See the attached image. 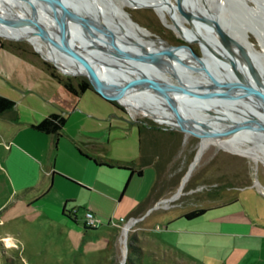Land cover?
Listing matches in <instances>:
<instances>
[{
    "label": "rangeland",
    "instance_id": "374dc122",
    "mask_svg": "<svg viewBox=\"0 0 264 264\" xmlns=\"http://www.w3.org/2000/svg\"><path fill=\"white\" fill-rule=\"evenodd\" d=\"M64 1L70 8L75 7L92 15L88 20L90 23H87L93 26L97 21V34L107 38L114 34L121 35L132 49L143 48L142 43L134 37L113 32L119 23L114 4L122 0ZM171 1L174 7L178 6L177 0ZM202 3L206 6L202 10L204 13L218 10V26L222 30H229L231 39L243 47L245 55L247 48L255 50L254 56H246L247 72L257 82L249 85L264 89L261 79L264 78V11L249 0H202ZM246 4L254 7L249 8ZM94 5L99 9L93 11ZM125 11L133 22L149 31L150 40L155 44L162 41L166 47L187 50L186 56L175 58V68L168 65L169 61L165 63L167 70L163 68V71L167 78H171V86L181 88L184 87L182 84L188 86L187 82H195L193 76L199 74L200 70L190 69L183 62L204 55L199 38L191 40L180 35L172 27L179 29L168 15L165 21L150 7H125ZM178 13L182 14L183 11L178 10ZM189 15L193 17L191 12ZM97 17H101L104 23L102 28ZM187 20L188 23L182 26L191 30L193 27L189 22L192 19L187 16ZM38 21L55 30L52 27L57 23L56 19L38 17ZM0 45L13 54L12 59L20 58V54L9 46L13 49L15 45L21 46L26 50V53L22 51L25 54H21L22 58L47 62L57 76L63 80L69 79L74 86L86 78L83 75L64 74L26 40H8L0 36ZM146 51L156 54L152 47ZM0 57L3 60L8 58L5 52L3 55L0 53ZM145 66L162 65L156 60ZM255 71L257 75H254ZM93 87L113 98L106 87L94 84ZM107 105L115 106L109 102ZM187 106L184 109L193 112V116L205 125L216 126L220 123L213 116L204 118L201 112H205V109ZM121 107L127 123L142 127L143 157L150 159L156 170L150 205L136 218L133 210L135 204L128 198L119 204L118 199L109 201L94 192L76 188V198L65 203V212L71 219L63 214L64 200L58 203L54 201V190L44 198L31 202V194L20 192L10 195L3 173H0V264H264V163L209 144L183 185V178L202 140L171 129L169 125L149 116L132 114L126 106ZM234 112L238 120L245 118L236 109ZM263 135L257 136L258 142L260 139L264 141ZM259 149L264 153V147L259 146ZM179 190L178 198L165 202ZM234 200L238 202L223 209L207 211L199 218L187 220L183 217L192 210ZM86 211L92 212L102 222L100 228H84ZM6 240L14 246L7 247Z\"/></svg>",
    "mask_w": 264,
    "mask_h": 264
},
{
    "label": "crops",
    "instance_id": "0c3cea01",
    "mask_svg": "<svg viewBox=\"0 0 264 264\" xmlns=\"http://www.w3.org/2000/svg\"><path fill=\"white\" fill-rule=\"evenodd\" d=\"M9 47L20 54L12 59L0 45V53L8 56L0 57V96L14 102L13 110L0 114V173L10 195L31 194L33 202L54 190V201L64 200L63 210L76 198L77 188L119 204L128 198L139 217L150 205L156 179L153 162H141L140 126L127 123L122 109L109 107L95 91L70 94L50 76L43 60L22 58L26 52ZM52 114L65 118L59 135L32 127ZM117 170L122 172H113Z\"/></svg>",
    "mask_w": 264,
    "mask_h": 264
},
{
    "label": "bare ground",
    "instance_id": "6f19581e",
    "mask_svg": "<svg viewBox=\"0 0 264 264\" xmlns=\"http://www.w3.org/2000/svg\"><path fill=\"white\" fill-rule=\"evenodd\" d=\"M189 1L190 8L193 10L194 16L197 15L201 19L206 18L209 19L212 22L216 23V18L218 15V10L212 9L210 12L204 13L202 10H205L206 7L203 5L202 0H187ZM252 2V5H254L256 8H259L260 10L264 11V0L261 1H255L249 0ZM113 2V1H112ZM179 2V0H178ZM199 2V4H198ZM71 4V2H69ZM85 3V2H84ZM114 4V3H113ZM180 4V3H179ZM114 10H116V13L118 15L119 23L116 27H118L121 31H124L123 34L126 36H132L135 38L136 41H139V43H142V46L145 50L148 48L155 49L156 52L160 53V57L163 60H167L168 65L170 67L175 68V58H178L180 55L186 56L187 50H175L170 49L167 50V52L162 51L165 49L166 44L162 41H159V44H155V42L150 40L151 34L149 31L144 29L143 27L139 26L135 22L131 20L127 12L125 11V7L129 8H135L138 6H146L152 8L162 19L167 21V11L172 13L176 21L184 25L188 23L187 20V14L185 12V9L180 4V10L183 11V14H179L176 7L172 6L170 0H122L119 4H114ZM223 6V4H220ZM247 5V4H246ZM247 5L249 8H253L254 6ZM93 11L99 9L96 5H94ZM27 5L23 2H20L19 0H0V10L3 14L15 17L22 18L26 21H32L30 17L26 15ZM13 10L17 11V14L15 12L12 14ZM115 12V11H114ZM36 18L40 15L36 16ZM42 17V16H41ZM44 18H48L47 15L43 16ZM34 18V17H33ZM35 18V19H36ZM38 19V18H37ZM36 19V20H37ZM96 20L100 21V25H104V23L101 21V17H97ZM93 26L89 25L95 30V26L98 25L97 21H94ZM103 23V24H102ZM189 24L192 25V31L189 35V33H186L185 30H181L175 28L177 32L182 35L186 36L187 39L196 40V38L200 40V43L203 44L205 51L204 55L200 58L194 59H188L185 62H183V65L188 66L190 69L193 70H200L199 74H195L193 78L195 79V82H187V87H173L169 83L171 81V78H167V75H164L163 78L167 80L169 84L167 86H170L171 88L178 89L180 91H184L186 94H188V100L186 103H188L192 108L195 107H206L205 112H201V114L204 116V118H217V121L220 123L216 126H211L210 129H227V128H234L241 124H246L245 128L237 129V130H231L225 135L216 137V138H205L201 141L200 148L196 154L195 161L193 165L191 166L189 172H186L184 178H183V185L187 181L190 172L195 167V165L198 163L199 158L203 152V150L209 145H217L223 150L234 152L239 155H243L248 158H252L255 161H261L264 163V153L260 152L259 146L261 148L264 147V141L260 139V142H258V137L262 136L264 133V125H260L258 122L264 120V105L257 104L252 101H248L245 98L238 97L236 94V91L233 86V77L229 73V67L227 62H225L227 59L232 61L233 71H235V74L238 76V83L243 88L245 92L248 94L255 93V94H264V89L262 87H252L249 85V83L253 82L257 84L255 77L253 78L251 75L248 74L247 70V64L244 65L243 63V56L240 52H232L231 48H227L223 42L221 41L219 35L217 32L213 29L212 26L207 24L206 22H203L202 20H195L192 18V21L190 20ZM175 25V24H174ZM126 27V31L124 30ZM124 29H123V28ZM56 31L59 30V27L57 24H55L54 27H52ZM173 29V30H174ZM204 31H203V30ZM179 30V31H178ZM224 33V36L229 40V42L238 47L241 48L243 51V47L239 44H236L233 39H231V33L229 30L224 29L222 30ZM119 33V32H117ZM120 34V33H119ZM130 34V35H129ZM113 35V34H112ZM0 36H6L11 38H20L23 40L28 41L31 43V45L40 53H42L43 57L47 60L55 63L57 67L67 75H79L80 72H82V65L80 61L72 55L69 49L65 47L63 43H56L54 41L50 40H43L40 37H38L36 34L29 33L28 31L22 29L20 26L17 25H9L5 23H0ZM181 36V37H182ZM103 35H99V37H93L87 33V37L82 39V43L86 44V42H96L99 43V40L103 41H109V38L105 37ZM113 37H115L116 41H123L124 38L121 35L114 34ZM159 40V39H158ZM102 42V41H100ZM237 42V41H236ZM247 44V42H245ZM245 44V45H246ZM248 45V44H247ZM246 45V47H248ZM125 46L132 51H138L136 48L135 50L132 49V47L129 44H125ZM168 48V47H166ZM256 48V47H255ZM257 51V50H256ZM141 52V51H140ZM258 52V51H257ZM255 50L248 49L246 50V56L247 58H251L255 54ZM259 54V53H258ZM106 56H109V54H105ZM117 58V57H116ZM157 58V57H156ZM119 59V58H118ZM155 58L147 60V64H153L152 62ZM120 67H115L117 72H121L122 75L126 74V69L121 68L122 65H124V62L120 60L118 62ZM168 66V67H169ZM153 66H147V68L144 69V72L149 70L148 68H152ZM256 68V67H254ZM153 70V69H151ZM254 71V70H253ZM257 71V70H256ZM254 73V75L258 74V72ZM126 77H129V75H124ZM261 77V76H260ZM261 79L264 81V78L261 77ZM246 84V87H245ZM209 90L212 92L210 93H200L199 95L197 93L198 91L203 90ZM113 94L115 97L124 104L127 109L132 114H142L143 116H149L155 121L161 123V124H172L174 126H178L173 114L167 110L163 103L160 96H157L151 92H144L138 90V93H122L119 90L112 89ZM215 94V96L213 95ZM193 95V96H192ZM197 95V96H194ZM173 99L181 105V108H184V101L176 96H172ZM151 100V101H149ZM186 106V105H185ZM213 106L212 110L209 108ZM188 107V106H186ZM235 109L240 112V115L245 117L244 119L238 120L235 113ZM184 110V109H183ZM252 112V113H249ZM243 113V114H241ZM187 118L193 125V118H195L193 115L194 113L189 111L186 113ZM201 115V116H202ZM221 118V119H219ZM247 120V121H245ZM253 122H257L255 124H252ZM224 123V125H223ZM200 128L199 126H196ZM261 131V132H260ZM258 136V137H257ZM264 136V135H263ZM264 138V137H262ZM259 149V150H258ZM264 151V149H263ZM181 183V185H182ZM258 183V182H257ZM256 183V184H257ZM179 187L181 190L182 187ZM182 185V186H183ZM258 185V184H257ZM180 190L176 192L172 197L167 199V201L174 200L179 197ZM7 241V240H6ZM5 241V242H6ZM14 246L13 243L7 241V247Z\"/></svg>",
    "mask_w": 264,
    "mask_h": 264
},
{
    "label": "water",
    "instance_id": "95a60500",
    "mask_svg": "<svg viewBox=\"0 0 264 264\" xmlns=\"http://www.w3.org/2000/svg\"><path fill=\"white\" fill-rule=\"evenodd\" d=\"M19 1L27 5L28 9L26 10V15L33 20L28 22L22 18L18 19L14 15L8 16L3 14L0 10V23L17 25L20 26L22 29L28 31L29 33L36 34L38 37H40L43 40L48 39L50 41H54L59 44L63 43L65 47L70 50L72 55L80 61L83 71L80 72L79 75L85 76L94 85H100L106 87L112 94L114 100L119 105L125 107V105L122 104L115 97V95L112 92V89L119 90L122 93H138L137 92L138 90L144 92L145 91L151 92L163 98L162 103L164 107L173 114L178 126L167 124L170 126L171 129H176L186 134L196 136L201 140L205 138H216L227 134L231 130H237L246 127V124H241L237 127L234 128L230 127L223 130L210 129L211 126L205 125L202 121L196 118L193 119L194 124L192 125L189 119L187 118L186 115L187 110L184 109L185 105L186 106L189 105L188 103H186L188 100V94H186L184 91H180L178 89H174L171 88L170 86H167V80L163 78V76L165 75L163 68L167 70V66L165 64L167 63V60H163L159 58L160 53L157 52L156 54L149 53L144 48H140V49L137 48L139 52L137 51L134 52L132 50H129L125 46V44H127L126 42L116 41L115 38L110 36H108L109 41L99 40L98 41L99 43L88 41L86 42V44H83L81 41L82 39L87 37V33H89V35L93 37H97V38L99 37V34L93 31L94 29L90 27L88 24H86V22H88V20L92 18V15L81 12L78 8L75 7L70 8L69 4H67L64 0H19ZM179 3L185 9V12L190 19L194 18L197 21L202 20L203 22H206L207 24L212 26L213 29L219 35L221 41L225 43L228 47H230L234 52L236 53L240 52L243 56L244 65L248 64L244 52L241 50V48H238L229 42V40L224 36V33L222 29L218 26L217 22L216 23L212 22L206 18L201 19L197 15L194 16L193 10L190 8L189 1L179 0ZM14 12L15 14H17L16 10H13L12 14ZM189 12L193 14V17L189 15ZM166 13L180 30L181 29L187 30L189 34L191 33L192 29L190 30L184 28L181 24H179L176 21L172 13L168 11ZM34 15L36 16L40 15V17L47 15L48 18L56 19L57 21L56 24L58 25L59 30L58 31L50 30L49 28L45 27L43 24L39 23L37 19L38 17L36 18ZM2 37L8 40H23L14 37L13 38L6 36H2ZM200 44L202 46L203 51H205L203 44L202 43ZM170 49L180 50L183 48L168 47L162 51L167 52V50ZM40 54L43 57L42 53ZM105 54H109V56H106ZM153 58L155 59L152 62H156L157 60V62L162 66L148 68L149 70H147V72L146 71L144 72V69L147 68L145 66L147 60ZM44 59L47 60L46 58ZM120 60L124 62V65H122L121 68L126 69L125 72L126 74L124 75H129V77L122 75L120 71L117 72L115 67H120V65L118 64ZM226 62L228 63L229 71L231 72V75L233 77V86L237 96L241 98H245L248 101H252L257 104L264 105V94H255V93L248 94L247 92H245L238 83V76L235 74V71H233L232 61L227 59ZM55 66L57 65L55 64ZM182 85L184 87H187L186 84H182ZM203 92L212 94L211 91L206 89L198 92L195 91L193 93L194 94L197 93L199 95L200 93ZM213 95L215 96V94ZM172 96L181 98L184 101V108H181V105L176 103V101L173 99ZM200 108L205 109L206 107H200ZM210 108H214V107L211 106ZM259 124L264 125V120L259 121ZM196 126H199L200 128ZM194 161L189 166L187 172H189Z\"/></svg>",
    "mask_w": 264,
    "mask_h": 264
},
{
    "label": "trees",
    "instance_id": "16d2710c",
    "mask_svg": "<svg viewBox=\"0 0 264 264\" xmlns=\"http://www.w3.org/2000/svg\"><path fill=\"white\" fill-rule=\"evenodd\" d=\"M15 50H19V51H23L25 52L26 50L24 48H22L21 46L15 45ZM44 66L45 68L49 71L50 76L53 77L54 79H56L62 86L63 88L69 92L70 94H73L75 96L80 95L81 93L87 91V90H92L97 92L101 97H103V99H105L106 101H108L109 103L115 105L116 107L123 109L120 105L117 104V102L113 99L108 97L107 95H105L102 92H99L98 90H96L93 87V84L88 80V79H81L76 86H74L70 80L66 79L63 80L61 79L59 76H57L55 74L54 68L52 66H50L47 62H44ZM14 108V102L1 97L0 96V114L8 112L13 110ZM65 124V118L63 116H59V115H55L52 114L46 118H44L42 121H40L39 123L33 125L32 127L34 129H36L39 132L45 133V134H51V135H59L60 131L62 130L63 126ZM140 129V133L142 135V127L139 128ZM141 144H142V140H141ZM142 146V145H141ZM141 162L143 164H147L150 165L152 163V161L150 159H147L146 157H143V153H142V147H141ZM119 169H125V170H129L131 172H134L135 170H133L132 168L126 167V166H118ZM137 173H141L140 171H137ZM153 191V188H152ZM207 211V209L204 208H200V209H195L192 210L186 214L183 215V217L187 220H192V219H196L200 216H202L205 212ZM63 214L67 215L69 218H71V216L69 214H66L65 209H63ZM73 219V218H71ZM84 228L87 230H96L93 228H89L87 226L84 225ZM131 251L133 250L132 247H130ZM130 258H129V262H130Z\"/></svg>",
    "mask_w": 264,
    "mask_h": 264
},
{
    "label": "built area",
    "instance_id": "2783aa9c",
    "mask_svg": "<svg viewBox=\"0 0 264 264\" xmlns=\"http://www.w3.org/2000/svg\"><path fill=\"white\" fill-rule=\"evenodd\" d=\"M84 225L89 228L97 229L102 226V222L96 218L92 212L86 211L84 213Z\"/></svg>",
    "mask_w": 264,
    "mask_h": 264
},
{
    "label": "flooded vegetation",
    "instance_id": "af4514ba",
    "mask_svg": "<svg viewBox=\"0 0 264 264\" xmlns=\"http://www.w3.org/2000/svg\"><path fill=\"white\" fill-rule=\"evenodd\" d=\"M170 2H171V4H172V1L170 0ZM177 2H178V0H177ZM172 6H173V4H172ZM180 4H179V2H178V6L176 7L177 9H179L180 10ZM183 14V13H182ZM102 26H104V25H101L100 27L102 28ZM123 28V27H122ZM124 29V28H123ZM126 31V30H125ZM113 32H115V33H117V32H119V33H121V34H123V32L124 31H121L118 27L117 28H115V31H113ZM127 32V31H126ZM127 34H128V32H127ZM130 35V34H129Z\"/></svg>",
    "mask_w": 264,
    "mask_h": 264
}]
</instances>
